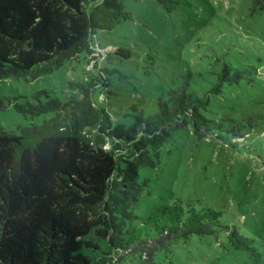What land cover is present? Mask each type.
<instances>
[{
  "label": "trees",
  "instance_id": "trees-1",
  "mask_svg": "<svg viewBox=\"0 0 264 264\" xmlns=\"http://www.w3.org/2000/svg\"><path fill=\"white\" fill-rule=\"evenodd\" d=\"M254 4L263 8L264 0ZM129 17L123 0H0V79H35L83 51L91 54L97 30L111 31ZM218 79L212 92L232 79L227 66ZM97 84L94 77L70 82L75 91L65 102L42 101L39 94L49 96L42 90L36 103L16 107L24 115L54 116L19 133L0 129V264H113L118 251L147 247L150 257L174 237L224 226L216 209L181 199L158 206L136 226L145 191L139 168L155 165L170 130L191 124L205 134L209 95L185 79L158 99L153 114L141 110L130 126L114 125L92 99ZM224 227L235 247L261 261L251 238ZM152 231L155 238L148 237Z\"/></svg>",
  "mask_w": 264,
  "mask_h": 264
},
{
  "label": "rangeland",
  "instance_id": "rangeland-1",
  "mask_svg": "<svg viewBox=\"0 0 264 264\" xmlns=\"http://www.w3.org/2000/svg\"><path fill=\"white\" fill-rule=\"evenodd\" d=\"M130 17L111 31L97 30L93 52L83 51L35 79H0V129L19 133L42 124L54 112L24 115L16 103L57 97L67 101L72 81L94 77V103L107 109L112 123L130 126L141 110H157L159 98L185 79L210 101V119L198 136L191 124L170 130L154 166H141L145 184L136 221L140 226L158 206L177 199L205 204L221 213L261 253L255 263L235 247L224 226L212 233L174 237L147 256L142 248L118 251L113 264H264V6L254 0H123ZM91 59V61H89ZM95 66V67H94ZM228 67L231 80L219 91L218 74ZM11 99V102L7 101ZM152 231L148 237L155 238ZM146 238V237H145Z\"/></svg>",
  "mask_w": 264,
  "mask_h": 264
}]
</instances>
